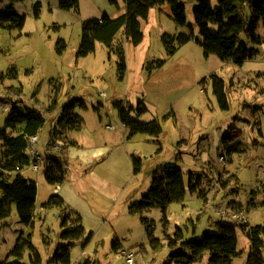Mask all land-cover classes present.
I'll return each instance as SVG.
<instances>
[{
	"label": "rangeland",
	"instance_id": "rangeland-1",
	"mask_svg": "<svg viewBox=\"0 0 264 264\" xmlns=\"http://www.w3.org/2000/svg\"><path fill=\"white\" fill-rule=\"evenodd\" d=\"M182 1L187 22L199 38L194 0ZM8 5L26 21L22 29L0 25V130L21 133V125L12 129L5 123L14 106L38 110L45 124L36 144L42 155L41 170L27 166L21 171L38 187L35 217L31 224L22 223L13 205L11 215L0 223V262L57 264L55 255L68 244L62 234L78 226L80 215L85 232L71 246V264H126L123 249L135 254V264H166L174 250H182L172 247L168 239L177 227L185 240L200 238L206 232H219V222L236 223L230 215H221L233 210L248 218L242 225L246 229L236 228L239 254L233 260V264H246L251 246L244 230L264 226V45L256 46L249 34H242L241 41L254 54L242 65L222 62L215 54L206 56L195 38L175 44L176 52L170 53L163 35L190 34L191 30L177 26L171 7L165 4L152 8L148 19L142 20L140 44L127 39L123 27L113 40V49L98 41L94 52L78 56L83 23L119 10L110 0H79L78 8L72 10L62 8L60 0L1 3V7ZM257 34L264 37L263 20ZM121 47L127 65L123 78L118 69L117 49ZM212 75L224 81L228 110L218 102ZM73 101V111L83 118V126L69 138L77 136L82 147L69 153L65 180L57 193L68 207L45 208L56 187L45 177L47 156L67 152L62 139L64 145L58 151L50 150L48 144L64 107ZM141 102L147 111L138 115ZM121 108L140 122L156 120L162 134H131L121 122ZM231 127L242 132V143L236 153L228 154L222 141ZM68 131L67 126L56 129L55 135L61 137ZM6 151L5 142L0 141V173L8 159ZM27 152L31 156L30 148ZM221 155H226L225 161ZM133 156L141 159L138 173ZM169 164L183 169L187 192L184 200L168 206L165 228L160 207L143 214L130 210L150 190L159 167ZM191 171L201 175L200 196L190 191ZM4 173L7 178L17 175ZM142 216L156 221L159 247L152 244ZM21 237L27 243L22 255L9 256ZM116 240L121 243L118 250L113 248ZM207 263L208 253L192 264Z\"/></svg>",
	"mask_w": 264,
	"mask_h": 264
},
{
	"label": "trees",
	"instance_id": "trees-1",
	"mask_svg": "<svg viewBox=\"0 0 264 264\" xmlns=\"http://www.w3.org/2000/svg\"><path fill=\"white\" fill-rule=\"evenodd\" d=\"M0 0V25L7 29H22L26 17L16 11L13 5L1 7ZM113 5L119 6L118 0H110ZM197 5L193 10L194 26L198 28L199 38L194 36V27L187 22L186 4L182 0H124L125 14L112 17L105 13L101 18L88 19L83 23L82 39L78 56H87L96 49L98 41L105 43L112 48V43L117 33L124 27L125 36L134 44H140L144 38L142 31V20H147L152 8H160L168 4L171 7L172 19L180 28H189L190 34L181 31L178 35L165 33L163 42L170 53H175L178 46L194 39L203 48L204 54L209 56L215 54L222 62L233 61L242 65L247 59L254 57L252 50L246 42L241 41L242 34H249L251 40L257 45L264 43V37L257 34L258 24L263 20L264 24V0H217V5L212 0H195ZM62 8L67 10L77 9L79 0H60ZM120 62L118 69L121 78L127 71L126 56L124 47L118 48ZM214 93L223 110L229 109V100L226 94L224 81L216 75H212ZM142 108L138 115L147 111V107L141 102ZM75 101L67 104L63 113L55 125L52 134L54 139H62L56 136V129L62 131L68 127L69 130L80 129L83 126V118L74 113ZM53 107V105L51 106ZM121 122L129 128L131 134L147 133L159 137L163 129L156 121L140 122L130 115V111L121 108ZM7 128L22 126L21 133L10 135L6 130H0V141L5 142L6 155L8 159L2 164L0 173V223L11 215L13 205H16L19 219L24 224H31L35 217V203L38 194V187L35 181L26 177L21 171L32 162L28 154V141L31 135L39 133L45 124L43 115L34 109L21 110L17 106L11 109L6 118ZM260 134L262 130L259 129ZM242 132L231 127L229 133L223 138L222 144L228 154L236 153L241 146ZM224 151V152H225ZM66 153L60 152L58 156H47V165L44 170L46 180L50 184L59 185L65 180L67 161ZM223 156V155H221ZM226 156V155H224ZM134 172L138 173L141 168V159L133 156ZM5 171L17 172L14 178H7ZM201 175L190 172L189 188L192 193L200 196ZM187 192L184 172L179 165H162L155 172L150 190L144 194L141 200L131 206L134 214H143L153 207H160L162 210V221L165 228L169 224L167 217L168 206L173 202L182 201ZM202 198V197H201ZM204 199V198H203ZM64 205L65 200L54 192L44 207ZM66 206V207H65ZM146 226L147 234L153 245L159 247L161 241L155 237L156 221L142 216ZM78 226L73 229H66L62 236L68 240V244L61 246L55 255L57 264H71V246L74 241L83 237L85 229L81 225V217L78 215ZM0 224V225H1ZM66 225L64 220L63 226ZM239 224H228L219 222V232H206L200 238L190 240L184 239L183 230L177 227L173 235H168L170 245L179 247L182 250H174L166 264H192L199 261L208 253L207 264H233L234 258L239 254L238 233ZM246 229L247 226L243 227ZM250 240L251 251L246 264H264V226H250L244 230ZM21 237L9 256L19 258L22 255L27 243H23ZM121 246L119 240L114 241L113 248L118 250ZM0 264H10L2 261ZM11 264H19L17 261Z\"/></svg>",
	"mask_w": 264,
	"mask_h": 264
},
{
	"label": "built area",
	"instance_id": "built-area-1",
	"mask_svg": "<svg viewBox=\"0 0 264 264\" xmlns=\"http://www.w3.org/2000/svg\"><path fill=\"white\" fill-rule=\"evenodd\" d=\"M39 140V133L35 135H31L29 137L28 141V148L31 149V158L33 159L29 167L35 171H40L41 170V163L40 161L42 160V155L40 154L39 150L36 149V144L38 143ZM64 142L61 139L57 140H50L48 146L50 150L53 151H58L63 147ZM225 156H221V160L225 161ZM59 185H56L54 188V192L57 193L59 190ZM222 216H228L230 215L233 217L236 221L237 224L239 225H246L248 222V218L245 213L238 212V211H233V210H225L221 212ZM122 255L126 258V264H135V254L132 251H126L125 249L121 250Z\"/></svg>",
	"mask_w": 264,
	"mask_h": 264
},
{
	"label": "crops",
	"instance_id": "crops-1",
	"mask_svg": "<svg viewBox=\"0 0 264 264\" xmlns=\"http://www.w3.org/2000/svg\"><path fill=\"white\" fill-rule=\"evenodd\" d=\"M196 2H195V0H194V2H193V5H194V8H195V6L197 5V3L195 4ZM213 3V2H212ZM214 4V3H213ZM215 5V4H214ZM194 8H193V10H194ZM118 11L115 13V14H112L111 16L112 17H118V16H121V15H123V14H125V12H126V7H125V2H123V4L122 3H120L119 2V6H118ZM182 29H184V28H182ZM262 45H264V43L262 44ZM82 129V127L80 128V129H74V130H69L67 133H66V135H63L62 137V140H64V142H65V146L67 147L66 148V155H65V158H66V161H67V163H69V156H70V152L72 151V150H74V149H77L78 147H82V144H81V141L80 140H78L77 138V136L76 137H74V138H69V134L70 133H72L73 131H76V130H81ZM26 176V175H25ZM27 177V176H26ZM59 187H60V184H59ZM61 191H60V189H59V191L57 192V193H60ZM63 198V197H62Z\"/></svg>",
	"mask_w": 264,
	"mask_h": 264
}]
</instances>
